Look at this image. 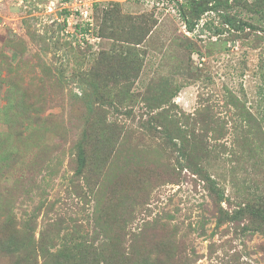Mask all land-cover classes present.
Wrapping results in <instances>:
<instances>
[{"label": "rangeland", "instance_id": "rangeland-1", "mask_svg": "<svg viewBox=\"0 0 264 264\" xmlns=\"http://www.w3.org/2000/svg\"><path fill=\"white\" fill-rule=\"evenodd\" d=\"M184 4L0 0V264L76 240L112 264H264V33L219 11L191 31Z\"/></svg>", "mask_w": 264, "mask_h": 264}, {"label": "trees", "instance_id": "trees-1", "mask_svg": "<svg viewBox=\"0 0 264 264\" xmlns=\"http://www.w3.org/2000/svg\"><path fill=\"white\" fill-rule=\"evenodd\" d=\"M235 2L240 4L241 0H235ZM209 3V0H185V4L180 8V14L191 31L195 29L202 17L209 13V11H219L218 13L224 17V23L228 26L229 30L232 31L233 39H235V37L246 38L249 34L259 36L257 33L259 31L264 33V0L246 2L244 10H241V12H252L253 14H250V17H253V20L245 18L241 13L238 16H231L230 13L224 14L221 12V8H218L220 2H215L212 5H209ZM255 18H257V20H255ZM204 25H206L208 29H211L207 22H205ZM215 33L220 34L222 31L218 27ZM90 110L92 111L93 108ZM247 112L251 111L248 110ZM111 128L117 130L118 126L106 121L100 124V130H98L96 134L97 145H105L106 143H111L115 140L117 135L110 132ZM81 159L83 163H86L84 156H81ZM246 213L260 223L259 227L264 232V207L248 205L246 207ZM0 238H3L4 242L6 240L9 244L16 243V241L18 242L16 234L8 229H4L2 237ZM90 247L93 248L90 250ZM114 247H116V245H114ZM57 256L61 258L60 264H112L110 258L104 256L102 251H100L95 244L91 245L87 240H76L75 244L64 246L57 252ZM143 261L142 264H156L150 260ZM113 263L123 264L124 262L122 261V258L120 259L115 256V262Z\"/></svg>", "mask_w": 264, "mask_h": 264}]
</instances>
